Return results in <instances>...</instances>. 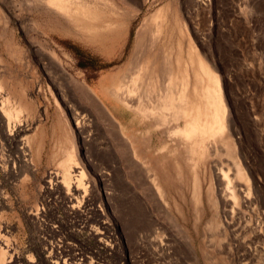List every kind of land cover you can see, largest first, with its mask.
Masks as SVG:
<instances>
[{"label":"rangeland","instance_id":"obj_1","mask_svg":"<svg viewBox=\"0 0 264 264\" xmlns=\"http://www.w3.org/2000/svg\"><path fill=\"white\" fill-rule=\"evenodd\" d=\"M113 1L126 43L98 50L24 0H0V264H264V0ZM159 9L172 49L182 31L219 80L225 130L195 152L169 134L181 120L159 130L111 97L129 67L146 78L156 62L162 74L160 37L143 32ZM69 154L83 173L73 209L66 188L47 183L63 182Z\"/></svg>","mask_w":264,"mask_h":264},{"label":"bare ground","instance_id":"obj_2","mask_svg":"<svg viewBox=\"0 0 264 264\" xmlns=\"http://www.w3.org/2000/svg\"><path fill=\"white\" fill-rule=\"evenodd\" d=\"M105 1L104 8L98 6L97 1L94 5H90L89 0H24V4L26 5L25 9L30 12H36L44 17L56 19L63 25L64 30H67L89 44L95 45L98 50L103 45H106L105 43L108 45L107 50L113 49L116 45H120V48L123 49L126 43L128 29L126 32L121 31V27L125 22L123 19V11H120L122 8L113 0ZM122 1L124 3L122 5L134 2L133 0ZM144 1L146 0H142V2ZM119 8L120 10L118 11ZM15 16L16 12H10L9 17L6 18L7 22L9 23ZM164 18L163 13L161 14V9H159L149 18L150 23H155L156 26L153 27L152 25V28L148 25L143 31L147 32L146 35L153 44L157 42L158 38L156 39V37H160L163 59L165 61L162 67V74H159L160 69H158L156 62H151L147 66L146 78L140 76L139 66H137L134 75L132 74L133 76H130L129 67L125 73L128 76V80H126L127 78H124L125 80H118L117 78L112 83L115 86L112 89L113 94L111 97L125 108L133 110L135 115L140 116L142 119L151 120L153 125L156 128L158 127L159 130H162V127L164 128L170 121L181 120L183 122V128L179 129L176 125L175 128H172V131H169V134H174L179 141L184 140L187 142L190 150L193 152L205 140L218 135L219 132H224L225 116H227L224 101L218 77L210 70L209 66L197 54L196 50L188 46L182 31L178 30L177 32L178 36L176 38L178 40L176 39L177 42L175 44L177 49H172V46L168 43L172 38L170 32L172 28L171 25L163 26ZM174 24L176 23L172 25ZM142 37L139 32L138 35L137 33L135 34L131 56L136 53L135 51L140 49L143 42ZM48 56L51 65L55 67L56 62L54 58H50V55L46 56V53H44V57L47 60ZM59 69L61 72L62 69ZM70 82H72V79ZM79 85L78 87L84 90V86L82 84ZM78 118L79 116L72 117V120L78 121L76 123L74 122L76 125L79 123ZM21 132L19 129H14L9 131V134L18 136ZM127 158L129 163L137 170H145L143 165L137 164L138 161L135 159L134 152L129 151ZM71 161H73V154L67 155L64 162L62 160L63 163H61L64 169L62 173L63 182L61 183L64 184L58 183L56 181L57 178L51 176L49 180L47 179V183L49 186L54 187L58 184L61 187L63 185L70 194L67 196V201L72 205L73 209L84 204L82 201L78 203L75 198V196L84 194V190L82 189L83 184L81 180L83 173L76 164L70 165ZM145 172L147 173V169ZM240 174L239 172L238 175ZM214 175L219 177L221 172L215 170ZM146 178L147 180L151 178V181H148L154 186L153 188H155L156 192L163 196L161 186L156 179L150 175L148 177L146 176ZM226 179L222 175V180L226 181ZM217 194L221 202H225L229 198L227 193L221 194L219 188ZM242 194L240 190L233 197H238L244 203V200H248L249 198L247 199L246 195L242 196ZM74 201L79 205L76 206ZM93 233L99 236L103 234L95 230H93ZM5 254L0 249V262L4 260ZM54 263L65 264L60 263L58 260Z\"/></svg>","mask_w":264,"mask_h":264},{"label":"trees","instance_id":"obj_3","mask_svg":"<svg viewBox=\"0 0 264 264\" xmlns=\"http://www.w3.org/2000/svg\"><path fill=\"white\" fill-rule=\"evenodd\" d=\"M76 55H77V53H75ZM77 56H79V55H77ZM83 68H86L87 67V65H81ZM89 69H93V66L91 67V68H89Z\"/></svg>","mask_w":264,"mask_h":264}]
</instances>
